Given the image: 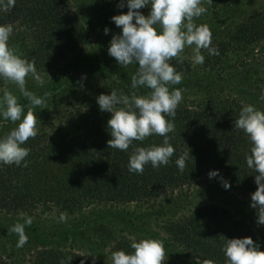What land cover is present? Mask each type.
<instances>
[{
	"label": "trees",
	"instance_id": "obj_1",
	"mask_svg": "<svg viewBox=\"0 0 264 264\" xmlns=\"http://www.w3.org/2000/svg\"><path fill=\"white\" fill-rule=\"evenodd\" d=\"M84 1L87 4L90 0ZM121 2L125 5L123 8L118 7ZM105 3L108 22L114 29L122 31L111 18L127 13V0H105ZM253 7L243 15L231 38L217 43L218 49L223 51L219 60L236 57V52L242 53L252 43L264 44V0H256ZM139 11L147 17L150 6ZM0 25H11L13 32L25 36V56L35 62L38 71L49 70L66 54L87 46L91 38L90 23H85L73 11L70 0H15V6L9 11L0 9ZM239 33L238 39L244 44L242 50L235 39L231 40ZM75 62L118 77L110 84L106 95H110L112 90L125 95L140 90H133L131 79L118 69L91 65L87 58ZM184 62L177 63L173 59L169 63L177 72H182L188 65ZM218 72L221 78L222 73L228 75L229 69L223 65ZM118 82L121 86L117 85ZM189 82L171 88H185ZM238 85L243 86L240 82ZM238 90L243 92L241 88ZM98 93L99 90L94 91V95ZM212 96L196 104L197 107L183 103V108H177L174 120L167 117L175 125L174 132L168 134L175 153L166 166L154 169L150 164L145 165L143 174L128 171L130 155L138 147L161 146L163 137L153 135L142 142L134 141L127 152L109 148L107 142L112 137L107 121L111 113H97L90 109L89 104H82L78 109L79 116L74 119L75 126L70 131L74 137L63 136L48 141L46 134L37 135L22 145L30 149L26 157L27 167L23 166V162L21 166L0 164V210L14 213L22 209L30 212L53 202H57V207L62 205L73 209L85 201L133 203L152 200L198 182L212 171L221 173L236 190L244 191L251 202V195L257 188V173L246 164L251 144L235 126L239 112L248 103L236 99V91V97ZM187 151L193 161L189 157L186 168L180 172L175 162ZM57 187L60 190L54 193ZM221 214L213 205L199 207L171 226V237L181 249L201 262L212 260L214 264H226L223 252L225 239L251 238L259 246L258 250L264 252V225L249 224L246 219L245 222L243 219L235 220L224 211ZM118 250L128 254L133 251L131 243L125 241L114 244L112 251ZM51 253L47 250L41 252ZM40 259L36 264H61L62 261L64 264H81V261L87 264L83 257L68 252H56L44 258L43 262Z\"/></svg>",
	"mask_w": 264,
	"mask_h": 264
},
{
	"label": "rangeland",
	"instance_id": "obj_2",
	"mask_svg": "<svg viewBox=\"0 0 264 264\" xmlns=\"http://www.w3.org/2000/svg\"><path fill=\"white\" fill-rule=\"evenodd\" d=\"M255 1L212 0V4L205 2L203 6L207 8V12L194 22L198 26L208 25L212 34L211 46L218 49L217 43L226 42L228 38H231L243 15L254 8ZM89 3L86 4L84 0H70L73 11L85 23L91 25L89 27L91 38L88 45L66 54L49 70L36 69L45 81L43 87L38 86L31 76L27 78L28 91L38 97H43L46 92L51 94L45 100V109L40 107L33 109L38 119V135L46 134L48 141H55L63 136L74 137L70 131L75 126L74 119L79 116L78 109H81V105L89 104L90 109L101 113L97 98L101 94L106 95L110 90V84L118 79L111 73L91 70L83 63L75 62L77 59L87 58L91 65L113 67L120 73H126L130 79L138 67L135 64L127 67L120 66L114 58L109 56L110 42L113 36L120 35L121 31L114 29L108 22V8L105 0H90ZM105 28L108 29L107 34L104 32ZM239 37L240 33L231 40L235 39L239 49L242 50L244 44L240 42ZM9 46L18 48L23 54L22 58L29 60V57L25 56L27 52L25 36H19L14 31L9 39ZM218 51V55H209L207 50H202V55L205 57L203 65H194L191 59L192 49H185L184 64L188 65L184 71L180 72L183 76L180 85L190 82L187 87L178 88L182 89L183 96L178 107L183 108V103L190 107H197L196 104L208 100L212 94V97L221 96V94V97H236V91L238 95L236 99L264 111V100L260 99L264 94V44L252 43L242 53L236 52V57H231L230 60H219L223 51L219 49ZM223 65H226L229 72L227 76L222 73L219 78L218 68ZM239 82L243 86H239ZM117 85L121 86V83L118 82ZM5 88L17 96L26 114L29 101L21 95L15 85L0 79V97ZM239 88L243 92H239ZM139 89L136 91L137 95H146L149 92L147 88ZM96 90L100 91L97 96L94 95ZM17 124L4 121L0 117V138ZM223 181L227 180L221 173L213 178H209L207 174L198 182L179 190L164 193L152 200L133 203L85 201L70 209V206L57 207V202H53L40 205L30 212L22 209L14 213L0 210V264H36L40 258L43 262L44 258H49L56 252H68L81 256L87 264H112L111 254L116 242L125 241L127 244H132L141 239L163 241L167 254L164 264H203L174 242L170 232L173 224L180 222L199 207L213 205L218 207L220 214L224 211L235 220L243 219L242 221L245 222L246 219L249 224L261 225L257 223V210L251 207V202L248 200L250 197L245 195L244 191L236 190L228 181L230 187L225 189ZM59 190L60 188L57 187L54 193ZM20 213L31 217L33 222L31 226L25 227L27 243L18 248V236L9 233V229L18 222H24ZM62 213H67L66 222H59V216ZM44 250L52 251V253L41 254ZM129 252L131 254L132 250ZM89 253L95 256V260L93 256H84Z\"/></svg>",
	"mask_w": 264,
	"mask_h": 264
},
{
	"label": "clouds",
	"instance_id": "obj_3",
	"mask_svg": "<svg viewBox=\"0 0 264 264\" xmlns=\"http://www.w3.org/2000/svg\"><path fill=\"white\" fill-rule=\"evenodd\" d=\"M205 2L212 4V0H127V13L111 18L122 31L120 35L113 36L108 48L109 56L120 66L138 65L131 78V88H147L149 92L137 95L133 91L131 95H125L112 90L110 95L101 94L97 98L100 111L111 113V118L107 121L112 137L107 142L108 147L127 152L134 141L142 142L153 135L163 137L161 146L138 147L134 150L128 161L130 173L143 174L144 167L148 164L154 169L166 166L175 153L168 135L174 132L175 125L167 117L174 120L176 110L182 102V89L171 86L180 84L183 76L169 62L175 59L182 64L186 48L192 49L191 59L194 65H203L205 57L202 50H207L209 55L219 54L218 49L211 46L212 34L208 25L198 26L194 22L207 12V8L203 6ZM14 6L15 0H0V9L4 11H9ZM124 6L123 2L118 5L120 8ZM149 6L150 13L145 17L139 10ZM104 32L107 34L108 29L105 28ZM12 33L11 25H0V79L15 85L29 101V106L25 114L24 106L18 102L17 96L7 88L3 90L0 97V117L13 124L19 123L0 138V164L21 166L23 162V166L27 167L26 157L30 154V149L22 145L38 135V119L33 109H45V100L51 94L46 92L43 97H38L27 90L29 76L40 87H43L45 81L37 72L34 61L22 58L23 54L18 48L9 46ZM260 99L264 100V94ZM235 126L248 137L251 144L246 164L257 173V188L251 195V207L257 210V223L264 225V111L253 105H245L239 112ZM189 157L187 151L176 160L180 172L186 168ZM208 175L213 178L219 173L212 171ZM223 187L228 189L230 185L223 181ZM20 215L24 222H18L9 229V233L18 236V248L27 243L25 227L31 226L33 222L25 213ZM66 221L67 213H62L59 222ZM225 241L223 252L226 264H264V252L258 250L259 246L251 238ZM131 248V254L123 250L112 252V264H164L167 259L163 241L159 239H141L133 242ZM84 256L93 255L89 253ZM70 260L71 257L68 262ZM81 264L84 262L81 261ZM203 264L214 262L204 260Z\"/></svg>",
	"mask_w": 264,
	"mask_h": 264
}]
</instances>
